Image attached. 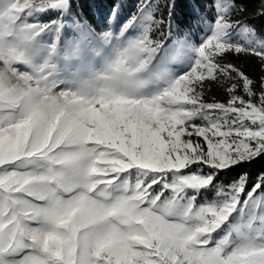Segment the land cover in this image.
<instances>
[{
	"label": "snow or ice",
	"instance_id": "1",
	"mask_svg": "<svg viewBox=\"0 0 264 264\" xmlns=\"http://www.w3.org/2000/svg\"><path fill=\"white\" fill-rule=\"evenodd\" d=\"M262 162L264 0H0V264H264Z\"/></svg>",
	"mask_w": 264,
	"mask_h": 264
},
{
	"label": "trees",
	"instance_id": "2",
	"mask_svg": "<svg viewBox=\"0 0 264 264\" xmlns=\"http://www.w3.org/2000/svg\"><path fill=\"white\" fill-rule=\"evenodd\" d=\"M97 2L101 4H105L107 3V0H97ZM243 2L246 3L248 6V9L251 10L258 6L259 0H243ZM235 62L241 64L249 73H252V74L257 73V69L254 64L246 63L243 60H237ZM262 164H264V162H262ZM260 166L261 165H257V168H259Z\"/></svg>",
	"mask_w": 264,
	"mask_h": 264
}]
</instances>
